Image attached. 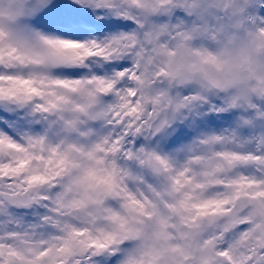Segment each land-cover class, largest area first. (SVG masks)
<instances>
[{
	"label": "snow or ice",
	"instance_id": "6c2138e0",
	"mask_svg": "<svg viewBox=\"0 0 264 264\" xmlns=\"http://www.w3.org/2000/svg\"><path fill=\"white\" fill-rule=\"evenodd\" d=\"M0 264H264V0H0Z\"/></svg>",
	"mask_w": 264,
	"mask_h": 264
},
{
	"label": "clouds",
	"instance_id": "9594fccd",
	"mask_svg": "<svg viewBox=\"0 0 264 264\" xmlns=\"http://www.w3.org/2000/svg\"><path fill=\"white\" fill-rule=\"evenodd\" d=\"M247 59V62H245ZM222 69L217 71L215 68H210L218 77L224 79L237 74H249L251 68L255 67L256 60L253 54L237 47L231 56L224 58Z\"/></svg>",
	"mask_w": 264,
	"mask_h": 264
}]
</instances>
